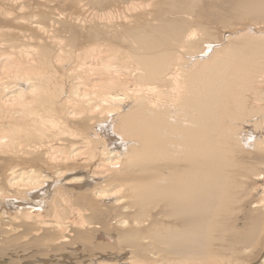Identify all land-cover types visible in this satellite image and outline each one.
<instances>
[{"label":"bare ground","instance_id":"6f19581e","mask_svg":"<svg viewBox=\"0 0 264 264\" xmlns=\"http://www.w3.org/2000/svg\"><path fill=\"white\" fill-rule=\"evenodd\" d=\"M134 1L0 0V264H264V0Z\"/></svg>","mask_w":264,"mask_h":264},{"label":"rangeland","instance_id":"374dc122","mask_svg":"<svg viewBox=\"0 0 264 264\" xmlns=\"http://www.w3.org/2000/svg\"><path fill=\"white\" fill-rule=\"evenodd\" d=\"M133 1V0H132ZM135 1H137V0H135ZM134 1V2H135ZM139 1V3H141L142 1L141 0H138ZM137 3V2H136ZM143 3V2H142ZM141 3V4H142ZM146 3H149V1L147 0L146 1ZM144 5V4H143ZM229 22V26L228 27H225V26H223V25H221L220 26V29H222L221 30V32H225L226 33V31L227 32H230L231 30L233 31L234 29H237V28H239L240 26H242L243 25V23L245 24V26L246 25H250V26H258V27H260V26H262L263 24H264V21H262V20H253V19H248V20H244V21H240V20H238V19H235V20H230V21H228ZM253 23V24H252ZM226 29V30H225ZM240 29V28H239ZM229 30V31H228ZM230 34V33H229ZM218 36V37H217ZM212 35V36H208L210 39H215V40H220L221 38H222V40H223V44L225 45L226 43H227V40L226 39H229V37H227V36H219V35ZM205 37H207V36H205ZM207 37V38H208ZM232 36H230V38H231ZM220 38V39H219ZM228 41H230V40H228Z\"/></svg>","mask_w":264,"mask_h":264}]
</instances>
